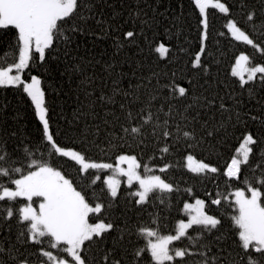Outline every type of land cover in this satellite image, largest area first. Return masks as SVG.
I'll return each mask as SVG.
<instances>
[{"label": "snow or ice", "instance_id": "obj_1", "mask_svg": "<svg viewBox=\"0 0 264 264\" xmlns=\"http://www.w3.org/2000/svg\"><path fill=\"white\" fill-rule=\"evenodd\" d=\"M191 2L194 10H198L200 26L199 51L192 60L193 69L207 71L202 56L207 55L210 40L208 9H218L220 13L229 16L226 21L228 34L236 41H242L264 54V46L251 38L249 32L242 28L237 20L231 18V9L226 2ZM261 6L264 11V0H261ZM105 7H112L109 0H0V29L15 30L17 43L10 46V51L13 57L18 52V62L14 59L8 61L7 53L2 54L0 87L22 86L23 92L31 98L42 123L41 140L49 150V158H66L67 161L74 162V165L78 166V175L86 184L96 185L101 182L105 186L100 188L99 194H96L95 190L90 194L85 188L74 184V178L50 162V159L43 156L35 158L28 148L24 149L23 161L27 162L25 165L21 162V157L14 156L7 150L2 140L3 134L0 133V237L5 234L9 237L15 236V243L10 238L5 241L7 246L0 245V260L3 264H88L86 254L89 247L102 243L115 231L116 224L109 214L112 202L118 198L121 184L119 177H126L129 188L134 183L138 184V190L130 195L137 197L134 202L141 208L153 198L164 203L165 194L176 190L172 182L155 174L149 165L142 164L134 154L122 152L115 156L114 162H96L87 157L88 146L100 148L105 143L109 147L112 146V137L117 134L116 126L119 124V117L115 116V109L118 108L125 113L130 125L119 124L120 141H125L126 136H130L133 140L141 137L138 146L155 142V152H158L159 156L154 152L152 158L165 159L174 148L181 147L183 140V167L189 173L197 177H207L222 171L226 181H241L243 177L244 183L243 188L231 192L217 191L215 198L211 200L213 205L220 206L222 202L227 204L235 213L231 220L238 230L236 244L240 249L237 253L239 260L229 259L231 254L226 253L222 247L216 254H211L212 246L207 242V238L219 230L222 222L220 218L205 211V200L197 198L194 204L183 203L182 211L188 219L186 222L179 220L174 234L162 235L156 226L157 221L153 218L149 219L147 226L138 225V235L145 243L132 253L136 264L146 256L150 257L152 264H175L177 259L181 264H187V258L190 256L200 257L194 264H264V135L261 134L264 133V107L259 114L252 113L246 109V105L241 107L245 102L240 98L235 100L236 110L223 103L218 105V111L228 112L229 125H243L248 128V122L252 121L260 126L256 132L247 130L241 134L239 145L223 170L197 159L193 151V142L196 146H201V141L205 145L215 144V141L218 138L223 139L229 130L220 121L209 119L206 115L216 101L207 97L201 101L197 97L195 101L189 102L188 98L192 94L190 87L178 82L175 73L161 88L153 89L147 105L140 102L135 88L122 90L114 80V95L109 96L103 92L97 97L103 108L99 111L95 105L88 110L82 108L77 114L78 120L73 121L75 127L61 133V136L70 132L77 134L75 137L68 135L71 146H61L58 143L46 118L48 110L45 107V92L41 88V79L33 75L28 82L22 76L34 58L44 62L46 51L57 49L56 41L59 40L62 42V49L57 54L62 55L68 62L73 75L79 72L80 79L86 80L89 85L95 84V74L88 76V71L93 67L92 59L88 57L87 51L81 55L77 37H84L86 43L88 39L102 40L120 31L114 11L113 14H106ZM240 8L245 23L252 25L255 30L258 18L256 10L248 8L247 0H241ZM129 16H132L131 12ZM220 34L224 35L223 32ZM261 34L264 35V32ZM122 36V40L113 39L117 49L134 42L136 32L123 31ZM169 51L163 42L154 46V52L159 54L161 60L168 58ZM85 60L88 61L87 65ZM249 61L248 55L240 54L235 59L231 75L238 77L239 87L242 89L248 86V90L253 91L252 84H258L264 89V66H248ZM107 67L115 72L111 63H108ZM244 72H247L246 79ZM157 83L159 84V81ZM116 97L120 99L117 100ZM153 101H159V104ZM104 109L115 118L109 120L102 116ZM177 116L180 117V122L176 123L177 131L174 133L169 124V117L175 120ZM189 127L191 130H186ZM197 128L202 131L197 132ZM77 138L82 141L80 145L75 143ZM93 141L95 143H91ZM171 167L173 165L165 163L158 171L166 173ZM245 168L251 171L250 177L243 176ZM89 170H95L96 174L91 175ZM101 172L110 174L102 180L99 174ZM188 192L191 193V189H188ZM21 200L25 202L21 203ZM14 225L19 229L18 232L13 233ZM194 226L199 229L195 236L189 234V230ZM182 238L187 239L191 247H169L173 241H180ZM219 240L220 238L216 237L213 243L218 244ZM17 243L25 246L24 251L16 246ZM29 245L39 247L35 253H29ZM193 248L198 250L193 251ZM32 255L36 256L35 260L30 259ZM102 259L105 264H123V258L114 248H108Z\"/></svg>", "mask_w": 264, "mask_h": 264}, {"label": "trees", "instance_id": "obj_2", "mask_svg": "<svg viewBox=\"0 0 264 264\" xmlns=\"http://www.w3.org/2000/svg\"><path fill=\"white\" fill-rule=\"evenodd\" d=\"M109 2L112 7H105V13L113 14L114 11L117 17L116 24L120 26V31L102 40L88 39L86 43L84 37H77L80 42L81 55L87 51L88 57L92 59L93 67L88 71V76L95 74V84L89 85L86 80L80 79L79 72L73 75L68 62L62 55L57 54L62 49V42L59 40L56 41L57 49L46 51L44 62L34 58L30 62L29 69L22 76L28 82L33 75L41 79V88L45 92V107L48 110L46 118L49 120L51 130L55 132L58 143L61 146H71L68 135L75 137L77 134L70 132L68 135L61 136V133L75 127L73 121L78 120L77 114L82 108L88 110L95 105L98 111L101 110L103 105L99 103L97 97L103 92L113 96L112 82L114 80L119 83L122 90L135 88L140 102L147 105L153 89L161 88L164 82L172 79V74L175 73V79L178 82L190 87L192 94L188 98L189 102L195 101L197 97L201 101L205 97L216 101L206 115L209 119L220 121L229 130L224 134V138H218L215 144L205 145L201 141V146H196L193 142V151L197 159L204 160L223 170L226 162L238 147L241 134L247 130L256 132L260 126L249 121L248 128L243 125L233 127L227 123L228 112L218 111V105L223 103L228 108L236 110L235 100L240 98L245 102L241 107L246 105V109L252 113L259 114L264 107V89H261L258 84L251 85L253 91H249L248 86L244 89L240 88L238 77L231 75L232 65L238 54L245 53L250 57L249 66L252 64L264 66V54L242 41H236L228 34L226 21L229 16L220 13L218 9H208L210 40L207 55L202 56L207 71L201 72L192 67V60L199 51L200 26L198 10H194L191 0H109ZM222 2H226L230 7L231 18L237 20L239 25L249 32L251 38L264 46L262 43L264 35L261 34L264 32V11L261 10V0H247L248 8L257 12L255 30L252 25L245 23L240 8L241 0H222ZM129 12L132 16H129ZM145 21H147L146 24ZM127 30L136 32L134 42L117 49L113 39L122 40V32ZM221 32L224 35H221ZM160 42L165 43L170 49L168 58L164 60L159 59V54L154 52V46ZM16 43L14 29H0V60L3 59L2 54L7 53L8 61L14 59L17 62L18 52L13 57L10 51V46ZM84 63L87 65L88 61L85 60ZM108 63L113 65L115 72L108 69ZM101 77L103 82H101ZM78 85H84V87ZM116 99L120 98L116 97ZM153 103L158 105L159 101H153ZM101 114L109 120L115 118L107 112V109H104ZM241 115H243L242 112ZM115 116L119 117V124L130 126L125 113L118 108L115 109ZM163 118L161 114V120ZM232 121L234 123V116ZM79 122L83 123V121ZM178 122H180L179 116L175 120L169 117V124L174 133L177 131L175 125ZM97 123L100 122L97 121ZM119 124L116 126L117 134L112 137V146L109 147L107 143L100 148L88 146L87 157L96 162H114L115 156L122 152L134 154L142 161V164L149 165L155 174L172 182L176 190L171 194H165L164 203L153 198L149 204L141 208L134 202L137 197L130 195L138 188L135 184L129 188L121 177L118 198L112 202V210L109 214L110 219L116 224L115 231L102 243L92 244L89 247L86 254L88 264H105L102 257L108 248L117 250L119 256L123 258V264H136L132 253L145 243L138 235V225L147 226L149 219L153 218L157 221L156 226L162 235L170 234L174 232L179 220L187 217L182 211L183 203L192 202L197 198L205 200V211L220 218L222 222L219 230L207 238V242L212 246L211 254H216L217 250L222 247L226 253L231 254L229 259L239 260L237 253L240 249L236 244L238 230L231 220V216L235 213L227 204L222 202L220 206H217L213 205L211 200L215 198L217 191L231 192L244 186L243 177L241 181H226L222 171L220 174H209L207 177H197L189 173L183 167V140H181V147L174 148L165 159H153L156 143L138 146L141 137L133 140L130 136H126L125 141H120ZM186 130H191V128ZM200 131L202 129L197 128V132ZM0 133L3 134L2 140L7 150L14 156L21 157V162L25 165L27 162L23 161L24 149L28 148L35 158L43 156L50 159V162L61 168L69 177L74 178V184L85 188L90 194L93 190L99 194L100 188L105 187L101 182H97L96 185L86 184L85 180L78 175V166H75L74 162L67 161L66 158L48 157L49 150L41 140L42 123L36 113L35 105L31 98L23 92L22 86L0 87ZM261 134L264 135V133ZM81 142L80 138L75 141L76 145H80ZM118 144L123 146L117 147ZM155 155L158 157L159 153L155 152ZM254 162L255 159H253ZM165 163L173 167L166 173H160L158 168ZM141 172L143 174V169ZM89 173L93 176L96 174L95 170H89ZM257 173L259 174V170ZM99 174L103 180L110 173L101 172ZM251 175V171L245 168L243 176L250 177ZM188 189H191V193ZM18 231L19 229L14 225L13 233ZM198 231L199 229L194 226L189 230V234L195 236ZM216 237L220 238L218 244L213 243ZM10 238L15 243L14 235L9 237L5 234L0 237V245L7 246L5 241ZM16 246L24 251L25 246L19 243ZM37 247L39 246L29 245L27 250L29 253H35ZM169 247H191V243L182 238L180 241H173ZM197 250L193 248V251ZM30 259L35 260L36 256L32 255ZM199 259V256H190L187 258V264H194V261ZM0 264H3L2 260ZM139 264H152V262L150 257L146 256L140 260ZM175 264H181V261L177 259Z\"/></svg>", "mask_w": 264, "mask_h": 264}, {"label": "rangeland", "instance_id": "obj_3", "mask_svg": "<svg viewBox=\"0 0 264 264\" xmlns=\"http://www.w3.org/2000/svg\"><path fill=\"white\" fill-rule=\"evenodd\" d=\"M240 54H242V53H240ZM240 54H238L237 56H236V58L240 55ZM243 54H245V53H243ZM235 58V59H236ZM17 62H18V60H17ZM235 66V61H234V63H233V65H232V68ZM249 66V65H248ZM244 74V76H245V79L247 78V72H244L243 73ZM119 179H121V177H119ZM123 179L125 180V182H126V177H123ZM135 184V183H134ZM136 185V187L138 188V184H135ZM244 186H241L240 188H243ZM234 191V190H233ZM37 198H34V200H36ZM194 202H195V200L194 201H192V202H189V203H193L194 204ZM187 219H188V217H186V218H184L183 220H185V222L187 221ZM170 234H174V232H172V233H170ZM166 235V234H165Z\"/></svg>", "mask_w": 264, "mask_h": 264}]
</instances>
